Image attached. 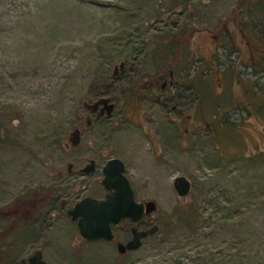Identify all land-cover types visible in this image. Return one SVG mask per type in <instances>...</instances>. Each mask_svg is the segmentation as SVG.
Returning a JSON list of instances; mask_svg holds the SVG:
<instances>
[{
    "label": "rangeland",
    "instance_id": "1",
    "mask_svg": "<svg viewBox=\"0 0 264 264\" xmlns=\"http://www.w3.org/2000/svg\"><path fill=\"white\" fill-rule=\"evenodd\" d=\"M262 53L264 0H0V249L14 248L21 229L16 200L50 190V227L23 255L39 248L50 264H264ZM99 98L114 110L95 119L83 104ZM110 158L124 162L136 201L157 205L144 220L157 232L122 255L128 221L113 228V242H86L66 215L85 196L104 197ZM90 160L94 171L80 174ZM180 175L192 184L184 198L172 187ZM188 212L190 229L180 220Z\"/></svg>",
    "mask_w": 264,
    "mask_h": 264
},
{
    "label": "water",
    "instance_id": "2",
    "mask_svg": "<svg viewBox=\"0 0 264 264\" xmlns=\"http://www.w3.org/2000/svg\"><path fill=\"white\" fill-rule=\"evenodd\" d=\"M123 67V63L115 66L113 76L117 74V70L121 71ZM83 107L89 115L95 114V119L104 115L108 117L114 110V105L109 98H99L91 104L84 103ZM90 123V118H88L87 126ZM68 142L72 148L78 147L81 142L79 128L73 127L68 136ZM94 169L95 162L90 160L80 170V174H90ZM125 170V165L119 158L108 159L101 169V185L105 190L104 197L95 199L85 196L66 211L71 221L76 223L78 236L86 242H113L115 240L113 228L122 221H129L134 225L131 228V238L125 243L118 242L116 244L117 252L121 255L138 250L142 241L153 236L158 230V226L155 224L145 230H138L135 227L144 218L155 213L157 205L152 200L136 201L132 184L126 176ZM172 187L178 198H184L190 193L192 184L188 178L180 175L174 179ZM30 261L36 264H47L42 260L40 252L36 253Z\"/></svg>",
    "mask_w": 264,
    "mask_h": 264
},
{
    "label": "flooded vegetation",
    "instance_id": "3",
    "mask_svg": "<svg viewBox=\"0 0 264 264\" xmlns=\"http://www.w3.org/2000/svg\"><path fill=\"white\" fill-rule=\"evenodd\" d=\"M172 79H173V74L172 72H170L169 73V80H170L169 84L170 85L172 84V81H171ZM166 84L167 82L164 81L163 84L160 86V88L163 89L166 86ZM173 109H175V107H173ZM90 115H93L95 117V114H90ZM21 197L23 199L18 198L15 204L20 213L19 217L20 218L22 217L21 218L22 224H14V231L15 229L19 228L16 226H20L21 229L17 233L14 232V238L17 239V241H14V248L12 249L7 248V250L0 249V264H36L35 262L30 261V259L38 252H40V254L42 255V260L46 262L47 264H50L45 260L43 256V252L39 248L37 249H34L35 247L32 248L34 250L28 255L27 254L23 255L19 251H20V248H23L27 245L34 246L33 244L37 242V236H38L37 233L38 232L40 233L41 229H44V227H50V223L48 222L47 219L50 218L51 212L55 209L57 200L55 197H53L54 200L51 199L50 190L42 191V193L37 192L34 195H31L29 192H26ZM19 217H16V219L14 220L15 223H18L17 219H19ZM146 218H144L139 224L135 226L138 230H145L152 226V224H149V225L144 224V220ZM132 227H134V225L131 224V228ZM131 228H130V238H131ZM26 234L31 235V236L27 237ZM12 255H14V257Z\"/></svg>",
    "mask_w": 264,
    "mask_h": 264
},
{
    "label": "trees",
    "instance_id": "4",
    "mask_svg": "<svg viewBox=\"0 0 264 264\" xmlns=\"http://www.w3.org/2000/svg\"><path fill=\"white\" fill-rule=\"evenodd\" d=\"M251 8V7H250ZM239 32L241 33V36L243 37V40L245 41V44L247 45L248 49H249V53H250V56L253 55V43L251 41V39L249 38V36L246 35L243 27L241 26L239 28ZM261 62H260V66L261 67H264V53H262L261 55ZM252 59V58H251ZM253 60V59H252ZM253 67H255V65H253ZM182 70V69H181ZM184 71V69H183ZM181 73V72H180ZM181 75H183V73H181ZM178 84V82H177ZM195 214H192V212H188L184 215V218H180V220L184 223V225L187 227V228H191L194 224H195ZM179 220V219H177ZM163 228H165V230H169L170 229V225H163ZM12 249V248H10Z\"/></svg>",
    "mask_w": 264,
    "mask_h": 264
}]
</instances>
